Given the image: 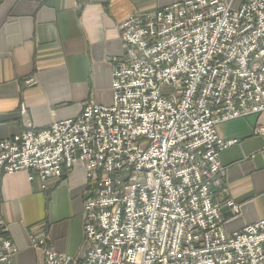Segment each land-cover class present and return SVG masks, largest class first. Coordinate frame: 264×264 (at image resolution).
Wrapping results in <instances>:
<instances>
[{
    "label": "built area",
    "instance_id": "1",
    "mask_svg": "<svg viewBox=\"0 0 264 264\" xmlns=\"http://www.w3.org/2000/svg\"><path fill=\"white\" fill-rule=\"evenodd\" d=\"M118 28L111 103L0 139V180L26 171L46 190L84 168L81 264H260L264 218L224 230L219 154L235 140L216 126L264 111V0H182ZM30 243L43 264L73 262ZM16 253L0 225V264Z\"/></svg>",
    "mask_w": 264,
    "mask_h": 264
},
{
    "label": "crops",
    "instance_id": "2",
    "mask_svg": "<svg viewBox=\"0 0 264 264\" xmlns=\"http://www.w3.org/2000/svg\"><path fill=\"white\" fill-rule=\"evenodd\" d=\"M177 1L0 0V139L74 118L86 103L109 105L111 73L123 52L119 25L133 13ZM223 1L234 9L243 2ZM258 126L264 128V111L216 126L219 138L235 140L219 154L226 191L217 200L226 233L264 218V134L254 133ZM86 185L80 164L46 190L26 171L2 174L0 225L17 248L12 264H43L33 236H44L71 264H81Z\"/></svg>",
    "mask_w": 264,
    "mask_h": 264
}]
</instances>
